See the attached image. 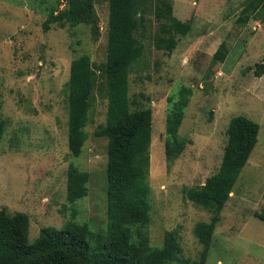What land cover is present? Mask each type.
Returning a JSON list of instances; mask_svg holds the SVG:
<instances>
[{
    "label": "rangeland",
    "instance_id": "obj_1",
    "mask_svg": "<svg viewBox=\"0 0 264 264\" xmlns=\"http://www.w3.org/2000/svg\"><path fill=\"white\" fill-rule=\"evenodd\" d=\"M173 14L189 21L186 35L175 36L171 53L154 47L158 21L145 14L136 35L141 56L128 72L130 109L152 111L149 147V243L160 246L164 234L178 230L180 261L198 264L203 248L193 234L211 214L187 199L184 189L203 184L218 168L231 117L242 115L259 125L257 142L216 223L202 264H264V221L254 216L264 206V73L254 74L264 54V15L239 20L249 0H169ZM65 0H0V205L29 215V241L42 227L62 229L71 218L66 200L71 164L89 174L87 194L74 204V219L94 231L106 223V139L94 135L105 122L106 99L93 90L87 139L77 156L67 147L66 81L71 60L87 54L101 74L106 60L108 0H94L98 30L80 23L62 28L43 22ZM224 43L222 62L213 60ZM190 89L178 134L186 140L171 163L164 153L165 119Z\"/></svg>",
    "mask_w": 264,
    "mask_h": 264
},
{
    "label": "trees",
    "instance_id": "obj_2",
    "mask_svg": "<svg viewBox=\"0 0 264 264\" xmlns=\"http://www.w3.org/2000/svg\"><path fill=\"white\" fill-rule=\"evenodd\" d=\"M65 1L63 8L49 14L43 28L83 23L91 25L96 34L94 0ZM147 11L153 12L159 24L153 37L158 50L171 53L176 46L175 36L186 35L191 29L189 21L174 16L169 0H108L106 60L99 66L101 74L90 57L81 54L71 60L66 81L67 147L71 155L77 156L87 139L85 128L90 119L93 90L99 76H103L99 93L106 99V117L93 133L107 141L105 226L94 232L87 223L75 221L73 204L87 194L89 174L71 164L67 169L66 200L72 215L62 229L42 227L38 236L29 241V215L24 211L9 212L0 205V264H171L180 261L178 230L166 232L160 246L149 243L152 111L149 107L131 110L128 96V72L143 49L136 33L139 27L144 29ZM241 13L242 22L247 21L250 13L255 17L264 15V0L247 1ZM226 54L222 43L213 54L214 62H222ZM262 73L264 54L254 69L255 75ZM189 94L190 89L182 87L180 98L166 115L164 153L169 163L182 153L186 144L178 128ZM3 125L0 120V137ZM258 131L257 122L242 115L231 117L217 170L203 184L184 189L187 199L211 214L210 222H197L193 227V234L203 246L198 264L207 257L216 223L257 142ZM254 216L264 221V206Z\"/></svg>",
    "mask_w": 264,
    "mask_h": 264
}]
</instances>
